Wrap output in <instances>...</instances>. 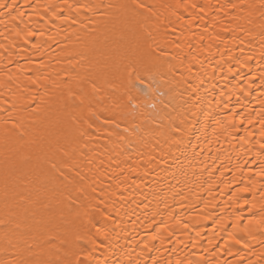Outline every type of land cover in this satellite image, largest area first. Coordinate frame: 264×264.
<instances>
[{"label":"bare ground","instance_id":"obj_1","mask_svg":"<svg viewBox=\"0 0 264 264\" xmlns=\"http://www.w3.org/2000/svg\"><path fill=\"white\" fill-rule=\"evenodd\" d=\"M138 2L0 10V264H264V0Z\"/></svg>","mask_w":264,"mask_h":264},{"label":"snow or ice","instance_id":"obj_2","mask_svg":"<svg viewBox=\"0 0 264 264\" xmlns=\"http://www.w3.org/2000/svg\"><path fill=\"white\" fill-rule=\"evenodd\" d=\"M83 7L86 11L92 12L93 15H95L97 11H99L101 9H105V8H110V7H112V5H105L103 3H97V4H92V5H84ZM119 7L121 9H123L125 12H131L134 15H142L143 12L150 11V6L140 3V2H138V0H132V4L120 5ZM15 9H16L15 0H12L11 3H9L8 0H0V10H3L4 13H6L7 15L12 16ZM137 9H140L141 12L137 13V11H136ZM101 14L106 15L107 13L102 12ZM14 18L15 17L13 16V19ZM262 27H264V25H262ZM262 35H264V33H262ZM89 126H91V125H89ZM64 155L69 156V154L67 152H65ZM74 159H75V157L71 156V157H69V160L63 161V163L69 164ZM58 167H59L58 164L52 163L53 169H56ZM73 168L77 169L76 175L79 177L80 181H87L88 177L80 172V170L77 168V165L75 163L71 164V167H69V171H72ZM7 177H8V171H5L6 180H7ZM92 181H93L94 185H100L102 183V175H101V177H97V176L92 177ZM89 187L91 188V191L93 193H97L96 187H93L92 185H90ZM100 192H104V189L102 187L100 188ZM97 195H99V194L97 193ZM93 198L95 199L97 197L94 196ZM97 231H99V229H97ZM4 264H29V262H27V261L18 262L16 260H11V261H5Z\"/></svg>","mask_w":264,"mask_h":264},{"label":"rangeland","instance_id":"obj_3","mask_svg":"<svg viewBox=\"0 0 264 264\" xmlns=\"http://www.w3.org/2000/svg\"><path fill=\"white\" fill-rule=\"evenodd\" d=\"M135 86H136V87H139V85H138V84H136Z\"/></svg>","mask_w":264,"mask_h":264}]
</instances>
